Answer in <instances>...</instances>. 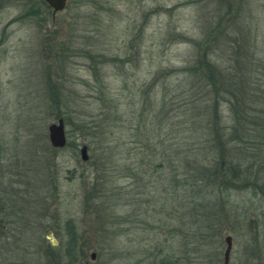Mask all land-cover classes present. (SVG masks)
Masks as SVG:
<instances>
[{
	"label": "rangeland",
	"instance_id": "obj_1",
	"mask_svg": "<svg viewBox=\"0 0 264 264\" xmlns=\"http://www.w3.org/2000/svg\"><path fill=\"white\" fill-rule=\"evenodd\" d=\"M205 58L220 89L244 83L259 97L264 0H68L56 14L43 0H0V264H224L227 236L230 264H264L253 249H264L263 193L239 185L196 210L151 167L185 148L181 122L201 109L183 105L216 101L195 69ZM217 99L230 126L231 97ZM168 115L174 127L150 128Z\"/></svg>",
	"mask_w": 264,
	"mask_h": 264
},
{
	"label": "trees",
	"instance_id": "obj_2",
	"mask_svg": "<svg viewBox=\"0 0 264 264\" xmlns=\"http://www.w3.org/2000/svg\"><path fill=\"white\" fill-rule=\"evenodd\" d=\"M224 32V29L220 30L221 34ZM207 54L208 52L205 53V56L208 58L209 54ZM207 58L200 61L199 69H195L208 80L209 86L212 85V91L216 93V101L211 106L205 105L196 108L194 105L200 104L203 100L202 98L199 100L192 98L191 102L183 105L184 109L188 108L185 113L190 111L189 108L194 111L201 109L200 112L190 118V121L181 122V125L186 126L187 130L191 131L185 139L176 143H181L185 148L173 154H164V161L156 166L151 165L155 170L172 173L169 180L172 182L173 191L189 192L191 203L194 204L196 210L206 207L215 209L220 202L209 199V196L215 195L216 198L223 194L229 195L231 190L238 189L239 185L253 188L255 196L259 195L260 192L264 194V186L259 184L264 177H261L264 175V91L260 93L259 97H253V93L247 87L248 85L244 83L241 89L233 90V83L228 85L229 89H220L221 73ZM187 72L194 73L192 69H188ZM210 91L211 89L208 92ZM221 93L229 94L231 97L230 111L233 114V121L230 126L223 125L222 118L218 113L221 104L217 99V94ZM66 121L67 119L64 120V122ZM149 126L150 128L159 126L158 129L161 131L163 128H169V126L174 127V123L171 121V116L168 115V117L159 120L158 124L151 121ZM80 130L85 132L83 126L80 127ZM158 136L160 138V134ZM249 160L259 161L257 170L253 169L252 164L254 163L250 164ZM179 177L181 179L178 182ZM250 179L253 181H249ZM212 211L211 217L216 219L219 213ZM201 220L199 217L196 218L197 222ZM213 226L217 225L213 223ZM253 247L256 255L261 257L264 249L257 245ZM68 252L70 255L71 252ZM71 258V261L76 260V257ZM160 261L158 264H178L169 263L172 260L167 257Z\"/></svg>",
	"mask_w": 264,
	"mask_h": 264
},
{
	"label": "water",
	"instance_id": "obj_3",
	"mask_svg": "<svg viewBox=\"0 0 264 264\" xmlns=\"http://www.w3.org/2000/svg\"><path fill=\"white\" fill-rule=\"evenodd\" d=\"M47 5L53 9L54 14L63 11L68 3V0H43ZM49 140L51 145L56 149H62L67 144L66 126L63 119H60L58 123H54L49 127ZM82 160L87 162L89 160L88 148L84 146L81 149ZM226 250L224 254V264H230L231 252L233 249V238L227 236L225 239ZM95 259V256L92 257Z\"/></svg>",
	"mask_w": 264,
	"mask_h": 264
}]
</instances>
